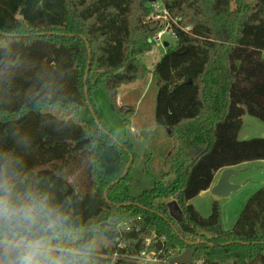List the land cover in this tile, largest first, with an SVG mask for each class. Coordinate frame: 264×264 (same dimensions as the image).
Segmentation results:
<instances>
[{
    "label": "trees",
    "instance_id": "16d2710c",
    "mask_svg": "<svg viewBox=\"0 0 264 264\" xmlns=\"http://www.w3.org/2000/svg\"><path fill=\"white\" fill-rule=\"evenodd\" d=\"M160 1L177 41L153 70L154 119L173 141L164 161L168 185L131 192L133 163L122 175L135 160L134 145L108 128L92 95L103 84L131 127L134 110L118 103L119 89L148 74L140 56L165 29L145 22L150 0H0V48L10 45L31 65L15 82L19 95L0 104V135L16 128L31 136L22 153L28 170L75 200L85 224L99 227V264H110L127 224L123 253L145 249L156 230L167 236L171 258L191 248L204 264H264V187L228 230L217 202L208 217L190 203L217 171L264 160V137L239 139L245 114L264 121V0ZM36 72L52 75L60 92L46 107H23ZM177 194L182 215L175 219L167 203ZM116 264L137 263L119 257Z\"/></svg>",
    "mask_w": 264,
    "mask_h": 264
},
{
    "label": "clouds",
    "instance_id": "9594fccd",
    "mask_svg": "<svg viewBox=\"0 0 264 264\" xmlns=\"http://www.w3.org/2000/svg\"><path fill=\"white\" fill-rule=\"evenodd\" d=\"M30 70L10 45L0 48V104L19 95L15 82ZM60 89L52 75L36 72L23 107H46ZM31 145V136L16 128L0 135V264H99V227L85 224L75 200L28 170L22 153Z\"/></svg>",
    "mask_w": 264,
    "mask_h": 264
},
{
    "label": "rangeland",
    "instance_id": "374dc122",
    "mask_svg": "<svg viewBox=\"0 0 264 264\" xmlns=\"http://www.w3.org/2000/svg\"><path fill=\"white\" fill-rule=\"evenodd\" d=\"M158 3L162 4L160 0ZM161 40L162 43H154L151 50L140 56L149 70L148 74L139 81L140 89L133 93L129 92L127 87L121 90V104L137 110L134 126L131 123V127L126 129L123 118L112 107L109 93L103 84L99 85L92 94L97 112L108 128L120 140H129L134 145L136 155L132 162L131 179L128 182L134 195H139L153 187L156 181L168 185L173 180L172 176L165 175L164 166L173 141L168 131L157 125L154 119L158 84L153 70L163 55L176 46L177 41L171 29L164 30ZM165 42L168 45H165ZM242 119L239 139L264 137L263 120L250 114H245ZM234 168L237 173L230 177V181L240 187L230 195L220 197L212 192L199 193L190 200L204 217L211 215L213 204L217 202L221 208L222 226L225 230L235 225L250 197L264 187V160L243 162Z\"/></svg>",
    "mask_w": 264,
    "mask_h": 264
},
{
    "label": "built area",
    "instance_id": "2783aa9c",
    "mask_svg": "<svg viewBox=\"0 0 264 264\" xmlns=\"http://www.w3.org/2000/svg\"><path fill=\"white\" fill-rule=\"evenodd\" d=\"M159 0L152 2V7L154 8L153 12L146 17L145 22L147 23H157L158 21L165 25V29H171L174 35L172 28V18L169 15L167 9L164 8L163 4L158 3ZM176 22V20H174ZM158 24V23H157ZM164 30L160 31L154 38L153 41L157 44L162 43V36ZM130 225H126L123 230L121 229L119 236L117 237L118 250L113 254L110 264H116L117 258L122 257L125 260H134L137 264H176L171 258V254L167 250V236L159 234L156 230L152 231L150 236L146 238V248L141 250L135 255L123 253V250H126L128 243L124 240V232L130 231ZM139 231V229H135ZM122 250V251H121ZM190 264H204L202 261L195 260L193 258L192 263Z\"/></svg>",
    "mask_w": 264,
    "mask_h": 264
},
{
    "label": "water",
    "instance_id": "95a60500",
    "mask_svg": "<svg viewBox=\"0 0 264 264\" xmlns=\"http://www.w3.org/2000/svg\"><path fill=\"white\" fill-rule=\"evenodd\" d=\"M150 1L154 2L156 0H150ZM156 27H158V24H154L153 28H156ZM87 45H88L89 53H91L90 45L88 42H87ZM165 45H168V43L165 42ZM88 72H89V68L87 69V74H88ZM85 80H87V75L85 77ZM86 94H87V97H89L87 87H86ZM132 162H133V158H131L130 163L127 166L122 177H124L126 175L127 170L130 167V165L132 164ZM235 173H237V170L234 167L224 168L221 171V173L217 179V182L211 188V192L216 196L225 197V196L230 195L231 192H233L235 189L239 188L240 187L239 185L233 184L230 181V177ZM117 181H119V180H117ZM116 182H114V183H116ZM178 198H179V194H177V196L174 199H172L171 201H169L167 203L168 207H169L170 215L175 219H177L179 216L182 215V210H181V208L177 202ZM192 261H193V250L191 248H187L181 254H178V255L174 256V258H173V262L176 264H190V263H192Z\"/></svg>",
    "mask_w": 264,
    "mask_h": 264
},
{
    "label": "crops",
    "instance_id": "0c3cea01",
    "mask_svg": "<svg viewBox=\"0 0 264 264\" xmlns=\"http://www.w3.org/2000/svg\"><path fill=\"white\" fill-rule=\"evenodd\" d=\"M142 79H143V78H142ZM140 80H141V79H139L138 81H136L135 83H132V84H130V85H124V86H122V87L119 89L118 103H119L120 105L127 106L126 104H121V90L123 89V87H127L128 91L133 93V92L137 91L138 89H140V87L138 86ZM139 85H140V84H139ZM136 111H137V110H136ZM136 111L134 110V115H133V117H132V119H131V123L133 124V126H134V122H135ZM135 131H136V129H135ZM169 151H170V150H169ZM235 167H236V166H235ZM222 170H223V169H221V170H219V171L216 172V174H215V178H214V181H213L211 187H210L208 190L202 191L201 193H211V188H212L213 185L217 182V179H218V177H219V175H220V173H221Z\"/></svg>",
    "mask_w": 264,
    "mask_h": 264
}]
</instances>
